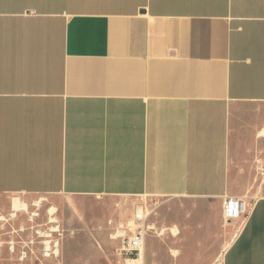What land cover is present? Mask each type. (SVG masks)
Returning a JSON list of instances; mask_svg holds the SVG:
<instances>
[{"label":"crops","instance_id":"obj_1","mask_svg":"<svg viewBox=\"0 0 264 264\" xmlns=\"http://www.w3.org/2000/svg\"><path fill=\"white\" fill-rule=\"evenodd\" d=\"M243 104H264V0H0V195L187 196L225 219ZM234 198L221 264H264V196Z\"/></svg>","mask_w":264,"mask_h":264},{"label":"rangeland","instance_id":"obj_2","mask_svg":"<svg viewBox=\"0 0 264 264\" xmlns=\"http://www.w3.org/2000/svg\"><path fill=\"white\" fill-rule=\"evenodd\" d=\"M249 112L264 116V104L234 109L231 195L245 200V214L264 196V145L254 140L245 121ZM15 197L26 202L29 211L12 216ZM212 204L187 196L0 195V264H118L123 238L117 234L130 232L141 206L155 226L148 237L146 264H221L240 220L220 219ZM48 240L52 250L47 249Z\"/></svg>","mask_w":264,"mask_h":264},{"label":"built area","instance_id":"obj_3","mask_svg":"<svg viewBox=\"0 0 264 264\" xmlns=\"http://www.w3.org/2000/svg\"><path fill=\"white\" fill-rule=\"evenodd\" d=\"M244 201L226 197L224 200V215L228 221H232L243 214ZM149 212L145 206L136 212L133 221L134 227L127 234L125 231H119L118 237H122V242L118 250V264H146L145 251L146 241L149 234L155 230L148 222Z\"/></svg>","mask_w":264,"mask_h":264},{"label":"bare ground","instance_id":"obj_4","mask_svg":"<svg viewBox=\"0 0 264 264\" xmlns=\"http://www.w3.org/2000/svg\"><path fill=\"white\" fill-rule=\"evenodd\" d=\"M12 216H16L17 215V213L18 212H20V211H29V205L26 203V202H24L23 200H21L19 197H15L14 199H13V201H12ZM52 212H54V210H52ZM36 214V213H35ZM4 218V216L3 217H0V219H3ZM52 221H54L55 220V218L54 217H52V219H51ZM53 231H58V227H54L53 228ZM46 244H47V249L48 250H52V241L51 240H48L47 242H46ZM58 246V245H57ZM58 252H59V249L57 248L56 249V251L54 252L56 255H58ZM48 256H51V254L50 255H48Z\"/></svg>","mask_w":264,"mask_h":264}]
</instances>
